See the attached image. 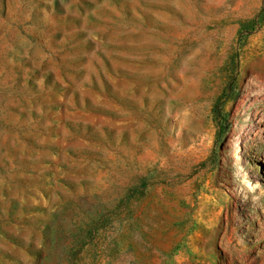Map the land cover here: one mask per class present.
Masks as SVG:
<instances>
[{"label":"rangeland","instance_id":"obj_1","mask_svg":"<svg viewBox=\"0 0 264 264\" xmlns=\"http://www.w3.org/2000/svg\"><path fill=\"white\" fill-rule=\"evenodd\" d=\"M0 264H264V0H0Z\"/></svg>","mask_w":264,"mask_h":264}]
</instances>
